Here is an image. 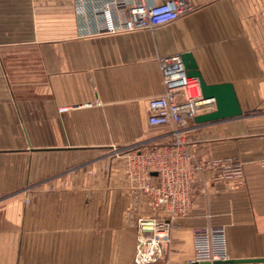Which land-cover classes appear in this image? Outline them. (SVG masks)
<instances>
[{
    "label": "crops",
    "instance_id": "0c3cea01",
    "mask_svg": "<svg viewBox=\"0 0 264 264\" xmlns=\"http://www.w3.org/2000/svg\"><path fill=\"white\" fill-rule=\"evenodd\" d=\"M113 1L0 0V264H134L137 220L165 213L130 161L169 142L148 101L164 93L161 58L184 53L207 84L232 83L243 111L190 121L188 147L237 161L244 183L198 173L160 264H191L205 226L225 228L230 260L264 259V0H191L175 22L99 33Z\"/></svg>",
    "mask_w": 264,
    "mask_h": 264
},
{
    "label": "built area",
    "instance_id": "2783aa9c",
    "mask_svg": "<svg viewBox=\"0 0 264 264\" xmlns=\"http://www.w3.org/2000/svg\"><path fill=\"white\" fill-rule=\"evenodd\" d=\"M117 7V15L113 8ZM102 22L98 31L113 35L120 32L149 30L166 25L194 10L191 0H122L101 5ZM90 12L84 13V18ZM164 93L148 101L149 124L169 128L170 140L151 152H135L130 161L135 184L150 198L156 210L165 216L137 220L138 239L134 264H160L171 246L172 221L189 212L195 199L197 174L211 172L214 183H244L240 163L228 159L196 160L185 134L188 123L197 115L216 109L213 99L203 96L198 79L186 73L181 55L160 60ZM67 108H60V112ZM148 160L147 162H145ZM29 202V200H28ZM195 259L191 264H216L230 260L225 228L205 226L194 231Z\"/></svg>",
    "mask_w": 264,
    "mask_h": 264
},
{
    "label": "water",
    "instance_id": "95a60500",
    "mask_svg": "<svg viewBox=\"0 0 264 264\" xmlns=\"http://www.w3.org/2000/svg\"><path fill=\"white\" fill-rule=\"evenodd\" d=\"M186 73L189 77L198 79L204 98L213 99L216 104L214 111L197 115L194 122L198 125L233 119L243 116V111L238 101L235 88L232 83L207 84L198 69V65L192 53L181 55ZM228 263H261L264 259L254 260H228Z\"/></svg>",
    "mask_w": 264,
    "mask_h": 264
},
{
    "label": "rangeland",
    "instance_id": "374dc122",
    "mask_svg": "<svg viewBox=\"0 0 264 264\" xmlns=\"http://www.w3.org/2000/svg\"><path fill=\"white\" fill-rule=\"evenodd\" d=\"M162 128H166V127L163 126ZM160 145H161V144H160ZM148 153H149V152H148ZM148 153H147V154H148ZM147 161H148V160H146L145 162H147Z\"/></svg>",
    "mask_w": 264,
    "mask_h": 264
}]
</instances>
